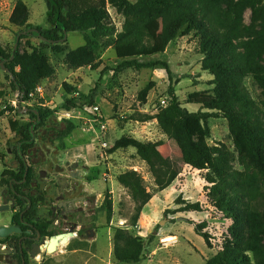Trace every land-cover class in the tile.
<instances>
[{
    "label": "trees",
    "instance_id": "1",
    "mask_svg": "<svg viewBox=\"0 0 264 264\" xmlns=\"http://www.w3.org/2000/svg\"><path fill=\"white\" fill-rule=\"evenodd\" d=\"M46 1L47 28L31 25L30 9L26 3L18 0L10 23L23 31L17 34L11 55L0 45V62H7L5 67L19 93L20 104L32 100L31 96L37 93L40 83L55 75L46 50L52 48L56 54H61L69 33L80 32L86 42L85 46L66 56L71 69L95 68L98 64L94 53L97 39L111 34L115 38L109 39L107 44L113 43L117 58L122 60L119 70L139 71L162 67L172 81L173 73L167 62L142 63L138 58L158 54V41L161 51H165L184 29L195 32L199 38V51L203 55L201 70L213 76L209 82L213 97L190 94L187 103L198 104L201 109L189 112L170 87L171 101L168 106L161 108L154 116L141 115L135 119L140 122L157 120L161 131L168 137V144L164 141L142 142L132 137H122L111 151L135 148L137 156L148 165L160 191L171 186L185 167L200 171L210 169L214 175L209 179L212 185L208 187V198L212 206L223 212L226 220H231L233 224L223 250L206 264H264V126H256L251 119V116L261 111L245 83L247 79H252L264 87V67L258 62L264 52L262 0H136L135 3L130 0ZM109 6L124 17L121 31L113 24ZM246 8H250L253 17L259 20L261 32L253 40L237 43L246 29L242 25ZM29 38H39L40 46L34 48L31 54L23 55L21 42ZM152 86L148 85L141 93L144 100ZM63 89V110H83L84 106H95V89L88 95L69 83H64ZM6 96L7 92L0 81V100ZM27 108L32 117L28 125L20 126L18 121L10 120L12 131L19 137L18 156H27L38 140L50 139L49 134L63 141L78 128L70 120L57 123L56 108L44 104ZM21 110V106L10 109L16 112ZM3 114L4 111L0 117ZM210 118L227 120L230 134L240 153L241 165L246 170L245 175L233 169L228 151L208 144L207 139L211 136L208 126ZM60 124L64 127L61 128ZM163 146L168 147L167 154L162 151ZM17 170L11 182L17 186V182L22 183L26 179L27 184L21 188L31 191L29 183L35 179L33 170L29 168L26 171L25 167L21 171ZM117 181L128 190L135 203L132 225L136 226L153 196L147 191L144 179L137 171L121 173ZM27 197L21 200L20 208L23 209L26 204L22 212L34 216L35 206L39 198L43 197L28 194ZM29 202L31 207H28ZM190 211L202 212L203 207L200 202L184 203L179 209V212ZM111 219L110 202L107 221ZM195 231L212 248L210 233L204 231L202 226L196 227ZM113 245V254L119 263H141L145 260V241L126 230L115 231Z\"/></svg>",
    "mask_w": 264,
    "mask_h": 264
},
{
    "label": "rangeland",
    "instance_id": "2",
    "mask_svg": "<svg viewBox=\"0 0 264 264\" xmlns=\"http://www.w3.org/2000/svg\"><path fill=\"white\" fill-rule=\"evenodd\" d=\"M17 1L0 0V45L5 48L8 55L12 54L17 34L23 31L10 23V16ZM22 1L30 9L29 23L47 28L49 26L47 1ZM262 2L264 3V0ZM109 12L115 28L121 31L124 17L111 6ZM242 25L246 29L237 43L259 36L260 22L253 17L250 8L244 11ZM114 38V35L108 34L97 39L94 53L98 64L93 69L84 67L74 70L66 62L69 52L86 45L80 32L68 34V41L63 44L61 54H56L52 48H48L46 54L55 69V75L43 80L37 93L31 96L32 100L22 104L18 101L19 93L6 70L7 62H0V81L2 88L7 92V96L0 100V113L4 111L0 117V207L6 204L3 193L7 190L13 174L18 172L14 162L18 156L16 151L19 137L12 131L10 120L18 121L20 126L28 125L32 122V117L28 114L27 107L35 108L39 104H44L57 109V123L70 120L78 128L63 141L54 139V135L48 133L50 139L38 140L27 155L33 162L34 182L39 184L37 188L44 191L47 199L45 204L35 206L36 216L49 219L54 224L58 223L56 219H52L51 213L61 200L57 196L59 192L57 179L66 177V173H57L58 167L80 161L84 165L83 185L87 190L84 193H89L90 202L81 204L84 211L79 214L81 216L79 218L84 220V230L93 229L95 235L91 237V233L83 231L80 237L70 238L66 245L61 244L55 253H48L45 246L51 236L58 233L54 230L40 240L41 251L36 253L38 254L36 257H32L35 264H206L223 250L226 238L230 237V226L233 224L231 220H226L223 212L212 206L208 198V187L212 185L209 179L213 177V172L210 169L200 171L185 167L171 186L160 191L148 165L137 156L135 148L111 151L122 137H132L142 142L164 141L168 144V137L161 131L157 120L140 122L135 119L141 115L154 116L161 108L168 106L171 101L170 87L189 112H198L201 109L198 104L187 103L190 94L213 97L212 86L209 85L213 76L201 70L203 55L199 51V38L194 31L184 29L165 51H161V43L158 41L160 51L158 54L138 58L142 63L167 62L173 73L172 81L162 67L139 71L119 70L122 60L117 58L113 43L107 44L109 39ZM40 43L39 38L22 40L21 53L31 54ZM258 62L264 67V52L258 58ZM64 83H69L85 95L95 89L97 91L95 106H84L83 110L75 109L71 113H66L62 109L65 103ZM245 83L254 100L260 105L261 112L251 116V119L256 126H264V87L252 79H247ZM151 84L153 86L144 100L141 93ZM20 106L23 108L20 112L10 111L11 108L17 109ZM208 126L211 132L210 138L207 139L208 144L228 151L233 169L245 175L246 170L241 165L240 153L230 134L227 120L210 118ZM60 127L64 126L60 124ZM168 150V147H162L165 154ZM131 170L141 175L147 191L153 196L136 226L132 225L135 203L128 190L117 181L121 173ZM67 180L73 181L70 177H67ZM32 193L35 192L32 190L25 192L26 196ZM110 202L112 219L108 222ZM197 202L201 203L202 212H179L184 203ZM7 204L10 206L11 200ZM26 207L24 204L22 208ZM11 218V210L0 211V226L10 225ZM204 223L206 226H203ZM198 226H202L204 231L210 233L212 248L196 234ZM117 229L126 230L132 236L145 241L144 261L117 262L113 254V238ZM171 235L177 236L178 240L172 244H162L163 238Z\"/></svg>",
    "mask_w": 264,
    "mask_h": 264
},
{
    "label": "flooded vegetation",
    "instance_id": "3",
    "mask_svg": "<svg viewBox=\"0 0 264 264\" xmlns=\"http://www.w3.org/2000/svg\"><path fill=\"white\" fill-rule=\"evenodd\" d=\"M16 159L17 160L14 162V167L16 169L21 171V168L25 167L26 171H28L29 168H33L31 157L17 156ZM83 169L84 165L80 161H74L71 165L67 163V165H60L58 167L57 173H66V177L57 179V184L59 185V192L57 196L61 198V200L59 201L56 209H54L51 213L52 219H56L58 222L57 224H54L53 221L49 219L36 216V214L31 216L30 214L22 212L25 208H20V202L21 200L23 201L28 198L25 194L27 190L21 188L22 185L27 184L26 179L22 183L17 182V186L13 185V183L9 181L7 190L4 191L3 196L4 200H11V203L14 204V208L10 209L12 211L10 225L19 227L21 232L14 234V236L11 235V239L6 242H1L0 240V246L8 251L0 252V262L2 264H35L32 257H36V255H38L36 253L41 251V245L39 243L40 240L48 233L54 232V230H57L58 233L52 235L51 237L61 234H72L71 236H68L67 243L70 238L80 237L83 231L87 234L91 233V235H95L93 229L86 228L84 230V220L79 218L81 217L79 214H82L84 211L81 204L90 202L89 193H84L87 192V190L83 185ZM67 177H70L73 181L67 180ZM29 184L32 186V191L35 192L32 193L34 197H43V199L39 198L37 205L45 204V201L47 200L45 199L46 194L43 190L37 188L39 184L35 183L34 179ZM29 203L28 207H31L32 204ZM49 241L50 239L47 244ZM67 243L63 244L66 245Z\"/></svg>",
    "mask_w": 264,
    "mask_h": 264
},
{
    "label": "water",
    "instance_id": "4",
    "mask_svg": "<svg viewBox=\"0 0 264 264\" xmlns=\"http://www.w3.org/2000/svg\"><path fill=\"white\" fill-rule=\"evenodd\" d=\"M66 113H71V111H65ZM4 202L6 203L5 205H3L2 207H0V211L3 210H10L12 208H14V204H12L11 206H9L8 203V199H5ZM21 232V229L17 226L14 225H2L0 226V238L4 239L7 238L13 234H18ZM94 232V231H93ZM72 234L69 235H57L55 237H52L46 247V251L48 253H55L58 250V247L60 246V244L62 243H67L68 241V236H71ZM94 235H91V237H93ZM0 252H8L6 249H3L2 246H0Z\"/></svg>",
    "mask_w": 264,
    "mask_h": 264
},
{
    "label": "built area",
    "instance_id": "5",
    "mask_svg": "<svg viewBox=\"0 0 264 264\" xmlns=\"http://www.w3.org/2000/svg\"><path fill=\"white\" fill-rule=\"evenodd\" d=\"M95 109L98 110V108H95ZM177 240H178L177 236L171 235V236L163 238L162 244H172V243H175Z\"/></svg>",
    "mask_w": 264,
    "mask_h": 264
},
{
    "label": "bare ground",
    "instance_id": "6",
    "mask_svg": "<svg viewBox=\"0 0 264 264\" xmlns=\"http://www.w3.org/2000/svg\"><path fill=\"white\" fill-rule=\"evenodd\" d=\"M47 245H48V244L46 243V246H45V248L47 247Z\"/></svg>",
    "mask_w": 264,
    "mask_h": 264
}]
</instances>
